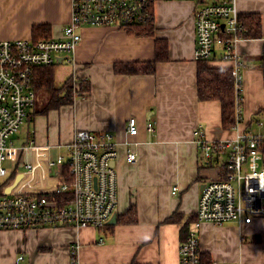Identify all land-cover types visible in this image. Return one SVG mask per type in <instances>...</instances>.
Returning a JSON list of instances; mask_svg holds the SVG:
<instances>
[{
	"label": "crops",
	"instance_id": "obj_1",
	"mask_svg": "<svg viewBox=\"0 0 264 264\" xmlns=\"http://www.w3.org/2000/svg\"><path fill=\"white\" fill-rule=\"evenodd\" d=\"M236 6L241 17L248 14L252 21L259 17L260 25L254 36L236 45L244 67L241 120L234 128L222 126L218 100L197 97L194 0H155L152 35L116 27L80 29V42L69 59L60 57L58 63L66 61L72 69L61 85L68 78L74 85L84 80L88 91L74 93L70 102L45 112H40L36 98L25 121L30 120L31 127L28 124L24 136L23 126L15 134L17 145L33 140L39 149L27 150L24 160L35 163L37 150L55 157L52 151L63 148L76 129L111 132L117 148L116 219L133 205L136 221H115L102 230L62 226L2 231L0 264H70L72 243H79V264H178L180 225L194 217L201 181L217 170L215 164L199 163L194 129L199 127L207 140L232 139L244 129L264 130V124L256 123L264 121V0H236ZM70 14V0H0V40L31 38L34 24L49 25L50 36L58 37ZM157 43L162 58L153 73L114 71L115 62L152 61ZM208 64L229 67L219 56ZM131 115L138 125V133L129 136L137 160L128 164L125 130ZM148 119L154 122L153 132L145 129ZM172 215L179 220L170 219ZM200 243L213 260L264 264V215L242 224L203 223Z\"/></svg>",
	"mask_w": 264,
	"mask_h": 264
},
{
	"label": "built area",
	"instance_id": "obj_2",
	"mask_svg": "<svg viewBox=\"0 0 264 264\" xmlns=\"http://www.w3.org/2000/svg\"><path fill=\"white\" fill-rule=\"evenodd\" d=\"M155 0H70L71 14L60 36L33 40H0V232L45 227L103 229L115 213L118 201L116 141L107 130L76 129L63 145L65 155L39 153L37 161L24 160L27 150L39 149L29 140L14 144L33 107L36 93L33 72L72 53L85 26L116 27L144 24L153 19ZM195 47L193 58L219 56L233 77L237 123L241 120V78L244 62L237 52L242 35L236 0H194ZM73 80L76 74L72 75ZM263 125V120L256 122ZM145 129L153 132L148 119ZM126 158L137 160L129 136L138 133L136 117L126 121ZM203 165L215 164L216 174L201 181L194 217L178 247V264H203L200 228L203 223L242 224L264 215V130L244 129L232 139L207 140L193 131ZM6 161L10 164H6ZM25 167L16 171L15 163ZM37 162V163H36ZM18 173L21 176L15 182ZM9 188L8 190H6ZM177 186L171 193L175 194ZM102 240V237H100ZM79 243L69 245L70 264L77 260ZM22 255L18 259H22ZM209 264H232L210 259Z\"/></svg>",
	"mask_w": 264,
	"mask_h": 264
},
{
	"label": "trees",
	"instance_id": "obj_3",
	"mask_svg": "<svg viewBox=\"0 0 264 264\" xmlns=\"http://www.w3.org/2000/svg\"><path fill=\"white\" fill-rule=\"evenodd\" d=\"M250 15L246 14L240 16V22L242 26V35L245 38L254 36L256 34L255 28L260 25L259 17L252 21ZM246 20V21H245ZM130 34L134 35H152L153 34V19L144 24L130 25L125 28ZM32 39L38 40L41 38H47L50 36V26L47 24H34L31 28ZM158 43L155 48V58L152 61H132V62H115L113 69L116 73H153L155 71V64L158 59L162 58ZM58 63V62H57ZM56 64V63H55ZM53 65L39 66L34 69L33 72V89L37 95L47 97L44 107L40 109V112H45L50 108H55L61 104H65L71 101L73 94L82 95L85 91H88L89 83L80 80L75 82V85L71 82V78L61 86H55L53 83ZM197 97L199 100L216 99L221 105V123L224 128H234L237 125L234 112L235 103V91L233 77L231 75L230 68L228 66H213L208 64V60L197 61ZM74 87V88H73ZM40 97V96H39ZM264 153V149H263ZM193 218V217H192ZM170 219L178 221V215H172ZM116 221L119 222H135L136 221V209L133 205L129 206L127 212L120 217H117ZM187 220L181 223L179 228L180 237L185 235L188 223ZM110 227L112 224H108ZM106 225V226H108ZM102 230V229H99ZM203 264H209L210 257L207 253H203Z\"/></svg>",
	"mask_w": 264,
	"mask_h": 264
},
{
	"label": "rangeland",
	"instance_id": "obj_4",
	"mask_svg": "<svg viewBox=\"0 0 264 264\" xmlns=\"http://www.w3.org/2000/svg\"><path fill=\"white\" fill-rule=\"evenodd\" d=\"M72 72V69H71V66H70V64L68 63V62H62V63H56V64H54V68H53V83H54V85L55 86H60L61 85V83L64 81V79H65V75L68 73V72ZM40 96V97H39ZM46 100H47V97L45 96V97H43V96H41V95H37V99H36V101H37V106H38V108H43L44 107V103L46 102ZM28 124H30V127H31V121L29 120L28 122H24V124L22 125L23 127H22V129L20 130V134H22V136H24V134L26 133V128H28ZM12 140H13V142H14V144H18V141H17V135H15V136H13L12 137ZM57 154H63V155H65V150H64V148H61V147H59L58 149L57 148H55V150L54 151H52V155L53 156H56ZM125 154H126V152H125ZM125 158H126V156H125ZM125 161L128 163V164H133V163H131V162H129L128 160H127V158L125 159ZM201 161H202V157H200L199 158V163H201ZM8 162L6 161V164H7ZM12 163H15V170L16 171H20V170H24L25 169V167L24 166H22V165H20V164H18L17 165V162L16 161H14V162H12ZM8 164H10V163H8ZM117 168V167H116ZM116 168H115V170H116ZM117 172V171H116ZM117 174V173H116ZM117 196H118V183H117ZM263 201H264V199H263ZM111 218V217H110ZM108 224H111V223H109V221H108V223L106 224V225H108ZM105 227V226H104ZM18 232H20V231H18ZM20 233H23V232H20ZM16 238L17 239H21L22 237L20 236V235H16ZM73 244V243H72ZM70 249V248H69ZM25 257H27L28 256V254L27 253H25V254H23Z\"/></svg>",
	"mask_w": 264,
	"mask_h": 264
},
{
	"label": "water",
	"instance_id": "obj_5",
	"mask_svg": "<svg viewBox=\"0 0 264 264\" xmlns=\"http://www.w3.org/2000/svg\"><path fill=\"white\" fill-rule=\"evenodd\" d=\"M61 60V58H59V61ZM112 164H114V161H112ZM21 176V173H18L17 174V176L15 177V182L17 181V179L19 178ZM200 187H201V185H200ZM9 188H7L6 190H8ZM115 221H116V215H115V213L111 216V218L109 219V223H111V224H113V223H115Z\"/></svg>",
	"mask_w": 264,
	"mask_h": 264
},
{
	"label": "bare ground",
	"instance_id": "obj_6",
	"mask_svg": "<svg viewBox=\"0 0 264 264\" xmlns=\"http://www.w3.org/2000/svg\"><path fill=\"white\" fill-rule=\"evenodd\" d=\"M26 121V120H25ZM22 127V126H21Z\"/></svg>",
	"mask_w": 264,
	"mask_h": 264
}]
</instances>
